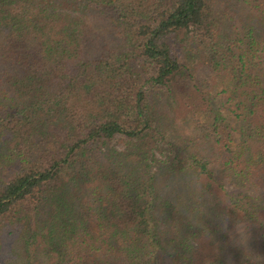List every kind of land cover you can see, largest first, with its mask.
<instances>
[{
    "label": "trees",
    "instance_id": "obj_1",
    "mask_svg": "<svg viewBox=\"0 0 264 264\" xmlns=\"http://www.w3.org/2000/svg\"><path fill=\"white\" fill-rule=\"evenodd\" d=\"M0 264H264V0H0Z\"/></svg>",
    "mask_w": 264,
    "mask_h": 264
},
{
    "label": "rangeland",
    "instance_id": "obj_2",
    "mask_svg": "<svg viewBox=\"0 0 264 264\" xmlns=\"http://www.w3.org/2000/svg\"><path fill=\"white\" fill-rule=\"evenodd\" d=\"M148 87V86H147ZM112 146L114 148H117L118 150L124 149V143H122V139L119 138L117 141H115Z\"/></svg>",
    "mask_w": 264,
    "mask_h": 264
}]
</instances>
